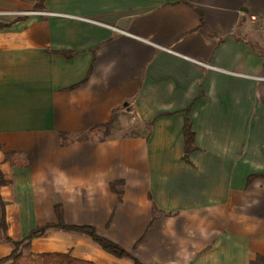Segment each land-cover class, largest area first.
<instances>
[{
	"label": "crops",
	"instance_id": "1",
	"mask_svg": "<svg viewBox=\"0 0 264 264\" xmlns=\"http://www.w3.org/2000/svg\"><path fill=\"white\" fill-rule=\"evenodd\" d=\"M34 2L0 0V10ZM38 9L46 13L0 18L11 240L57 223L58 206L65 224L94 227L142 264H264V176L248 181L264 173V21L250 20L264 16V0ZM116 114L120 128L141 131L94 136ZM186 115L195 148L184 156ZM13 248L0 240V257ZM22 252L134 264L56 226Z\"/></svg>",
	"mask_w": 264,
	"mask_h": 264
},
{
	"label": "trees",
	"instance_id": "2",
	"mask_svg": "<svg viewBox=\"0 0 264 264\" xmlns=\"http://www.w3.org/2000/svg\"><path fill=\"white\" fill-rule=\"evenodd\" d=\"M43 2L44 0H36L35 7L41 8ZM6 25H8V23H3L0 24V27ZM65 54L66 56L70 55L68 53ZM113 117H111V121ZM110 122L105 123L104 126L107 128ZM60 136L61 138H66L64 133H60ZM183 137H184V156H185L195 148L194 133L191 130V124L187 115L184 121ZM257 176H264V173L252 174L249 176L248 181H250L252 178ZM7 182L8 180L5 179L3 173L0 170V186ZM5 205L6 204L0 195V240L12 241L14 248L9 254L0 257V264H93L90 261L77 259L69 255L68 253H62V252H42V253L29 252L27 254H24L22 252V247L27 245L28 240L31 239L33 236H37L41 234L49 226H56L66 230H73V231L85 233L89 235L91 239L95 243H97L104 251L118 257H129L133 260L134 264H142L129 251L121 247L119 244L115 243L114 241L104 236L99 235L94 227L88 225L80 226V225L65 224L61 219V211L58 206L56 207V213L58 216L57 223H48L42 227L32 229L23 239L19 241H13L7 234Z\"/></svg>",
	"mask_w": 264,
	"mask_h": 264
},
{
	"label": "rangeland",
	"instance_id": "3",
	"mask_svg": "<svg viewBox=\"0 0 264 264\" xmlns=\"http://www.w3.org/2000/svg\"><path fill=\"white\" fill-rule=\"evenodd\" d=\"M36 2V0H35ZM35 2L33 4V7L31 10H16V9H13V10H0V11H15L16 13L14 14H6V15H0V18H12V19H16V18H22L23 16H25L26 14H28V12H31V11H34V10H38V8L35 7ZM0 24H3V23H0ZM118 125H120V123H118V117H117V114L114 115L111 123H110V126L109 128H100L98 131H94L93 134L94 136H97V137H105L107 134L111 133V134H133V132H140L141 130H138L137 129H133L134 131H126L122 128H120ZM119 128V129H118Z\"/></svg>",
	"mask_w": 264,
	"mask_h": 264
},
{
	"label": "built area",
	"instance_id": "4",
	"mask_svg": "<svg viewBox=\"0 0 264 264\" xmlns=\"http://www.w3.org/2000/svg\"><path fill=\"white\" fill-rule=\"evenodd\" d=\"M14 13H16V12L15 11H0V15L14 14ZM28 13H46V12L34 10V11H31ZM250 20H252V21H258V20L264 21V16H258V15L252 14V15H250Z\"/></svg>",
	"mask_w": 264,
	"mask_h": 264
}]
</instances>
